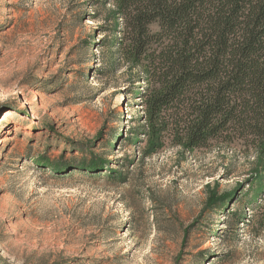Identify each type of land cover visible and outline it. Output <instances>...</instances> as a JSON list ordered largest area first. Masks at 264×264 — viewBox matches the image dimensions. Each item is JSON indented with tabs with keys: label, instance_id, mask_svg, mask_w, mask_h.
<instances>
[{
	"label": "rangeland",
	"instance_id": "1",
	"mask_svg": "<svg viewBox=\"0 0 264 264\" xmlns=\"http://www.w3.org/2000/svg\"><path fill=\"white\" fill-rule=\"evenodd\" d=\"M114 10L0 0V264H264V203L251 201L264 159L153 153L142 88L100 46ZM93 158L92 172L76 165Z\"/></svg>",
	"mask_w": 264,
	"mask_h": 264
},
{
	"label": "trees",
	"instance_id": "2",
	"mask_svg": "<svg viewBox=\"0 0 264 264\" xmlns=\"http://www.w3.org/2000/svg\"><path fill=\"white\" fill-rule=\"evenodd\" d=\"M113 2L115 37L99 40L100 46L113 51L114 62L133 72L131 85L142 88L140 127L153 139L152 152L168 143L190 151L241 147L264 159V0ZM89 161L76 165L92 172L96 159ZM68 168L52 164L51 171ZM252 175L262 189L251 201L264 203V166ZM242 220L243 212L234 214L236 227Z\"/></svg>",
	"mask_w": 264,
	"mask_h": 264
},
{
	"label": "bare ground",
	"instance_id": "3",
	"mask_svg": "<svg viewBox=\"0 0 264 264\" xmlns=\"http://www.w3.org/2000/svg\"><path fill=\"white\" fill-rule=\"evenodd\" d=\"M124 110V109H123Z\"/></svg>",
	"mask_w": 264,
	"mask_h": 264
}]
</instances>
